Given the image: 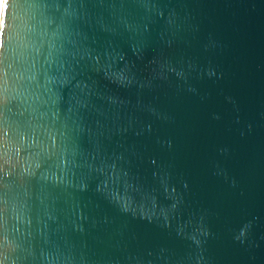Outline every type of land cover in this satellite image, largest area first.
Masks as SVG:
<instances>
[{
    "label": "water",
    "instance_id": "95a60500",
    "mask_svg": "<svg viewBox=\"0 0 264 264\" xmlns=\"http://www.w3.org/2000/svg\"><path fill=\"white\" fill-rule=\"evenodd\" d=\"M0 264H264V0H1Z\"/></svg>",
    "mask_w": 264,
    "mask_h": 264
},
{
    "label": "trees",
    "instance_id": "16d2710c",
    "mask_svg": "<svg viewBox=\"0 0 264 264\" xmlns=\"http://www.w3.org/2000/svg\"><path fill=\"white\" fill-rule=\"evenodd\" d=\"M0 7H1V0H0Z\"/></svg>",
    "mask_w": 264,
    "mask_h": 264
}]
</instances>
